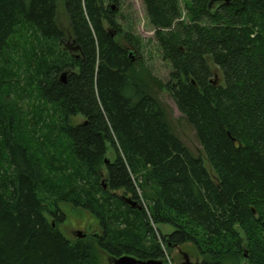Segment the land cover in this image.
<instances>
[{"label":"trees","instance_id":"1","mask_svg":"<svg viewBox=\"0 0 264 264\" xmlns=\"http://www.w3.org/2000/svg\"><path fill=\"white\" fill-rule=\"evenodd\" d=\"M141 1L166 84L129 54L139 37L118 41L103 0H61L68 33L57 0H0V264H99L96 248L111 264L164 263L160 244L191 246L199 264H264V0ZM62 203L100 231L66 238Z\"/></svg>","mask_w":264,"mask_h":264},{"label":"rangeland","instance_id":"2","mask_svg":"<svg viewBox=\"0 0 264 264\" xmlns=\"http://www.w3.org/2000/svg\"><path fill=\"white\" fill-rule=\"evenodd\" d=\"M103 1L105 6L112 5V9L114 11H117L114 16V19L116 20V25L120 30L121 34L117 36L118 41L122 43L124 41L123 36L126 33L130 35H135L136 37L140 38L141 42L139 44H141V46L139 48V51L137 52V55H135V58L140 59L142 65L145 67L143 70L144 74H148L151 78L153 77L156 80L161 81L163 84L168 83L169 74L172 70L171 65L170 63L162 59V53L157 46V41L154 36V30L148 25V20L145 15L142 1L118 0L117 7H115V3L111 0ZM221 1L223 2V0ZM212 10L216 9L213 8ZM182 19L183 16L177 19L176 21L180 22ZM56 21L57 24L66 33H68L70 26L61 0H57ZM29 31L30 30H28V32ZM124 45L129 44L125 43ZM15 49L17 50L18 46ZM130 50L134 52L132 49ZM210 66L215 72V75L214 77H212V79H221V74L219 70L214 67L212 62H210ZM153 92H156L159 100L166 108L167 119L172 127L174 134L194 155L200 154L201 156H203L202 149L198 141H196L193 129L188 124L186 119L177 110L174 102L172 101L168 93L164 90H153ZM12 99H15L14 103L16 106L22 107L25 110L29 109L27 107V100H25V102H21L15 97H13ZM72 122H82V118L76 116L72 119ZM107 157L111 160L114 158L113 152L111 150H108ZM139 193L140 195L142 194L141 189L139 190ZM60 208L64 212L66 219L62 224H59V230L69 240H74L75 238H77L78 232L87 235L100 231L96 219L92 218L89 213L81 210L82 214L80 215L76 213V211L72 209L69 205L63 203L60 204ZM160 229L165 233H169L172 230L169 226L165 225H161ZM96 251L97 255L100 258L99 264H111L110 259L105 253H103L97 248ZM166 257L168 258L170 264L174 263L173 259L175 261L174 264H185L186 262L184 263V261L186 259L189 260V264L197 263L200 260L197 252L194 250V248L189 245H181V247L172 251H168L165 247V251H163L164 262H166ZM234 264H245V262L244 260H239Z\"/></svg>","mask_w":264,"mask_h":264},{"label":"water","instance_id":"3","mask_svg":"<svg viewBox=\"0 0 264 264\" xmlns=\"http://www.w3.org/2000/svg\"><path fill=\"white\" fill-rule=\"evenodd\" d=\"M211 2H209V5H211ZM60 80L65 83L66 80H65V73H62L61 75V78ZM264 223V221H263ZM85 234H82L81 232H78L77 233V238H85ZM113 264H163L162 262H156V261H137V260H134L133 258H130V257H121L117 260H114V263ZM185 264H188V261L185 263Z\"/></svg>","mask_w":264,"mask_h":264},{"label":"flooded vegetation","instance_id":"4","mask_svg":"<svg viewBox=\"0 0 264 264\" xmlns=\"http://www.w3.org/2000/svg\"><path fill=\"white\" fill-rule=\"evenodd\" d=\"M212 2H211V5H210V9H213V8H215L216 10H218L221 6H222V1L221 0H211ZM125 46H127V50H129L128 52H129V54H131V50L130 49H132L133 51H134V53H135V55H137V51L133 48V46H130V45H125ZM131 56V55H130ZM177 248H175V250H176ZM188 261V264L190 263L189 262V260L188 259H186L185 261H184V263L185 262H187ZM199 262H200V260L197 262V263H194V264H199Z\"/></svg>","mask_w":264,"mask_h":264},{"label":"built area","instance_id":"5","mask_svg":"<svg viewBox=\"0 0 264 264\" xmlns=\"http://www.w3.org/2000/svg\"><path fill=\"white\" fill-rule=\"evenodd\" d=\"M161 248L163 249V251L165 250V247L163 244H160ZM166 264H170L168 258L166 257Z\"/></svg>","mask_w":264,"mask_h":264}]
</instances>
